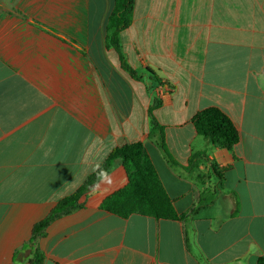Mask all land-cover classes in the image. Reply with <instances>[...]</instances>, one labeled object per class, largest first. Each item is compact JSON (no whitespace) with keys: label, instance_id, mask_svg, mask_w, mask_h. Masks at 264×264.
I'll use <instances>...</instances> for the list:
<instances>
[{"label":"crops","instance_id":"0c3cea01","mask_svg":"<svg viewBox=\"0 0 264 264\" xmlns=\"http://www.w3.org/2000/svg\"><path fill=\"white\" fill-rule=\"evenodd\" d=\"M113 6L0 0V264H264V0H136L120 43L140 79L106 45ZM156 103L169 156L205 153L195 172L149 135ZM209 107L238 130L232 152L197 133ZM139 141L185 220L102 210L128 183L116 163L32 244L37 222Z\"/></svg>","mask_w":264,"mask_h":264},{"label":"trees","instance_id":"16d2710c","mask_svg":"<svg viewBox=\"0 0 264 264\" xmlns=\"http://www.w3.org/2000/svg\"><path fill=\"white\" fill-rule=\"evenodd\" d=\"M135 1L114 0V6L108 16L105 30L106 45L108 48H113L118 54L121 68L133 78L140 79L141 76L128 63L120 43L121 32L132 25ZM152 74L155 76V80L160 82L156 75ZM157 106L158 104L156 103L149 109L152 124L149 135L159 134V145L166 152L173 165L181 166L187 172H195L198 169L199 162L205 158V153H194L186 166L171 158L167 151L163 127L158 123L153 113ZM192 122L197 133L217 148L232 152L234 146L239 142L240 135L234 123L218 107H209L197 112ZM116 163H121L124 166L128 176V183L102 202L100 206L102 210L122 218H128L133 214L145 215L157 220L183 221L187 218L185 214L180 215L175 210L173 201L167 194L144 143L139 141L115 147L102 165L86 179L75 193L61 200L48 216L37 222L32 231V244L37 238L44 235L54 219L80 207L78 204L71 207L67 205L97 184L102 177L112 170ZM213 167L217 171V167L215 165ZM223 170H227V168L224 167ZM218 176L221 177L219 173ZM37 256L39 255L37 254Z\"/></svg>","mask_w":264,"mask_h":264},{"label":"rangeland","instance_id":"374dc122","mask_svg":"<svg viewBox=\"0 0 264 264\" xmlns=\"http://www.w3.org/2000/svg\"><path fill=\"white\" fill-rule=\"evenodd\" d=\"M59 12H60V17H62L61 16V12H62V7H60V9H59ZM62 23H65L64 21H62L61 19H60V26H62L63 24ZM61 28V27H60ZM81 28V27H80ZM81 35H79V37H80ZM148 71H151L150 69H147Z\"/></svg>","mask_w":264,"mask_h":264},{"label":"water","instance_id":"95a60500","mask_svg":"<svg viewBox=\"0 0 264 264\" xmlns=\"http://www.w3.org/2000/svg\"><path fill=\"white\" fill-rule=\"evenodd\" d=\"M79 197L76 200L71 201L67 206L71 207V206H74L75 204H77Z\"/></svg>","mask_w":264,"mask_h":264},{"label":"built area","instance_id":"2783aa9c","mask_svg":"<svg viewBox=\"0 0 264 264\" xmlns=\"http://www.w3.org/2000/svg\"><path fill=\"white\" fill-rule=\"evenodd\" d=\"M167 87H164V89H166Z\"/></svg>","mask_w":264,"mask_h":264}]
</instances>
